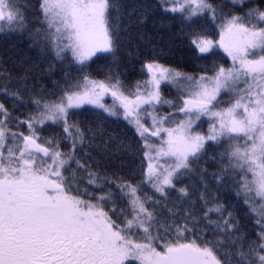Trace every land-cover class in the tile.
Segmentation results:
<instances>
[{
	"label": "snow or ice",
	"instance_id": "1",
	"mask_svg": "<svg viewBox=\"0 0 264 264\" xmlns=\"http://www.w3.org/2000/svg\"><path fill=\"white\" fill-rule=\"evenodd\" d=\"M157 13L153 26L162 31H170L179 14L180 30L170 39H186L192 56L218 48L231 65L194 77L150 60L142 66L148 78L127 88L116 71L121 34L135 30L143 40V27ZM209 22L219 40L209 38ZM0 34L27 35L44 59L50 54L80 73L65 71L48 93L29 86L35 65L20 61L19 75L0 69V96L13 105L27 96L34 105L18 116L0 101V264H264V0L223 6L213 0H38L34 25L23 4L0 0ZM98 53L113 60L103 80L87 72ZM54 61L43 73L55 71ZM162 83L178 89L179 102L162 95ZM86 105L99 111L92 113L96 127L85 131L71 110ZM164 105L174 111L162 113ZM203 118L207 133L197 130ZM120 120L134 129L147 161L137 182L100 171L84 150ZM45 125L61 131L42 137ZM117 139L108 136V142ZM210 142L224 147L221 162L227 160L212 179L219 188L233 174L252 234L209 191L203 173L199 213L188 188L176 185ZM169 190L178 193L171 206ZM185 199L189 206L178 209ZM162 202L163 219L156 211Z\"/></svg>",
	"mask_w": 264,
	"mask_h": 264
},
{
	"label": "trees",
	"instance_id": "2",
	"mask_svg": "<svg viewBox=\"0 0 264 264\" xmlns=\"http://www.w3.org/2000/svg\"><path fill=\"white\" fill-rule=\"evenodd\" d=\"M17 3L23 4L26 9V15L30 24L37 23V3L38 0H16ZM126 3L131 0H125ZM218 6L227 4V0H213ZM224 11L228 9L225 7ZM159 13L151 17L147 24L143 27L142 32L144 39H140L136 31L133 30L131 35L121 34V45L118 50V67L116 71L120 74V78L129 89L133 88L137 81H143L148 78L146 70L142 69L146 61L156 60L167 67L178 69L188 75L198 77L200 75H212L215 65L223 64L225 67L231 65V60L223 53L221 49H215L213 53L206 54L203 58L197 59L191 55L188 41L180 37L170 39L172 33H178L180 30V19L177 14L176 21L172 24L170 31L159 30L158 26H153V20H158ZM207 33L209 38L219 40V29L211 24L207 25ZM70 59V57H69ZM27 65H35L36 70L29 78V86L35 87V91L39 92L41 88L46 89L48 93L56 91L54 82H62L65 71L70 72L71 76L77 77L80 73L77 71L76 65H69L66 62L54 61V58L49 54L48 59H44L39 52V49L29 46L27 35L18 34H0V69H4L13 75H19L22 72L20 61ZM55 62L57 65L55 71L51 75L43 73V69L47 68L49 62ZM113 66V60L110 54L104 53L97 55L89 62L87 72L94 79L103 80L108 74L109 68ZM162 95L172 101H178L179 92L176 87L170 84H165L161 87ZM222 96L227 98V94L222 93ZM46 98H51L50 96ZM0 101L5 102L6 106L13 110L18 116L27 115L34 109L27 96L24 98V103L17 102L15 105L7 98L0 96ZM98 110L84 107L74 110L75 115L72 117L81 125L85 131L89 127H96L93 124L92 113ZM162 113L174 111L168 105L160 108ZM177 118L182 114L177 113ZM115 120V118H109ZM208 120L203 118L197 125V130L202 133L208 131ZM61 130L56 125H45L40 129L42 137L56 135ZM118 137L119 139L113 142H108V136ZM139 137L135 135L134 129L123 120L116 123H110L104 128L102 135L94 138L93 146L88 148L85 146V152L90 153L94 160L91 161L93 166H98L102 172L108 174L116 173L120 176L128 178L133 182H137L142 168L143 156L137 144ZM121 148L117 151V145ZM66 151L67 148L65 147ZM224 151L221 145L211 144L207 149V154L197 163L193 165V171L183 176L176 181L177 187H187L191 196V200L195 201L194 210L198 213L201 211L202 201L198 199L200 192L204 191L201 181V174H204V180L208 183L209 191L216 195L221 203L229 210H234L235 215L241 219L242 225L247 231L252 234L254 230V222L246 213V205L242 203V197H238L235 192V179L231 172L223 187L217 188L215 181L212 179V174L219 171L222 166L227 165L226 158L221 162L220 153ZM146 167V161H143ZM115 190V189H114ZM143 191L149 195L154 194L150 188L143 186ZM170 195L166 203L171 206L174 201H177L178 193L175 190H169ZM162 199V198H161ZM190 201L185 199L182 203H177V208L188 207ZM158 215L163 219L168 213L163 207V202L156 206ZM203 225H201L202 227ZM208 238L211 239V233H208Z\"/></svg>",
	"mask_w": 264,
	"mask_h": 264
},
{
	"label": "rangeland",
	"instance_id": "3",
	"mask_svg": "<svg viewBox=\"0 0 264 264\" xmlns=\"http://www.w3.org/2000/svg\"><path fill=\"white\" fill-rule=\"evenodd\" d=\"M101 54H104V53H98L97 55H101ZM165 84H167V83H162V84H161V87L164 86ZM104 102H105L106 104H109V105H111V104L113 103L112 98H111L110 96H105V97H104ZM85 107H90V108H91V106H88V105H86ZM74 110H77V109H74ZM74 110H71V111H74ZM96 110H97V109H96ZM98 111H99V110H98ZM148 123L150 124L151 121L149 120ZM152 139H153V140H156L155 137H153ZM146 164H147V161H146Z\"/></svg>",
	"mask_w": 264,
	"mask_h": 264
}]
</instances>
